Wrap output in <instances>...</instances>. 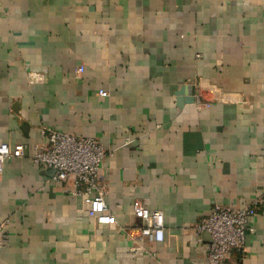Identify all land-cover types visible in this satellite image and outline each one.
<instances>
[{"label": "crops", "instance_id": "0c3cea01", "mask_svg": "<svg viewBox=\"0 0 264 264\" xmlns=\"http://www.w3.org/2000/svg\"><path fill=\"white\" fill-rule=\"evenodd\" d=\"M186 84L209 107L178 106ZM41 126L113 152L102 171L117 227L79 216L52 169L10 158L0 264H209L195 225L264 193V0H0V143L30 153ZM135 199L163 212L167 235L123 256ZM250 225L221 264H264V203Z\"/></svg>", "mask_w": 264, "mask_h": 264}, {"label": "built area", "instance_id": "2783aa9c", "mask_svg": "<svg viewBox=\"0 0 264 264\" xmlns=\"http://www.w3.org/2000/svg\"><path fill=\"white\" fill-rule=\"evenodd\" d=\"M83 71L80 66L78 73ZM101 97L108 96L104 88L98 90ZM196 108L200 111L209 107L200 94H194ZM43 141L32 146L25 143H0V176L3 165L10 159L29 155L33 163L52 169L53 181L61 182L68 193L77 199L76 213L92 224H104L117 227L106 197L108 183L102 171V162L112 156V151L105 150L103 144L95 137L76 135L51 126H41ZM132 141L125 136V144ZM264 203V193L242 207L215 204L211 212L202 217L195 225L197 235L206 232L210 241L206 251L209 264H221L233 249L242 248L246 235L253 231L250 225L259 207ZM135 217L140 225L118 226L130 237V246L121 247L119 255H126L128 250L145 252V243L160 244L166 239L167 228L161 210L149 209L142 201L135 199L132 203Z\"/></svg>", "mask_w": 264, "mask_h": 264}, {"label": "water", "instance_id": "95a60500", "mask_svg": "<svg viewBox=\"0 0 264 264\" xmlns=\"http://www.w3.org/2000/svg\"><path fill=\"white\" fill-rule=\"evenodd\" d=\"M194 85L193 84H186V86L182 87L181 89H179L177 92H176V95H177V105L178 106H182L183 103L185 102H193L194 101ZM187 92V95L188 97L187 98H184L183 97V94L184 92Z\"/></svg>", "mask_w": 264, "mask_h": 264}]
</instances>
